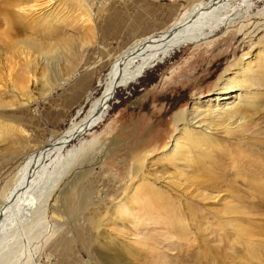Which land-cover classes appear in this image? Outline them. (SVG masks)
Here are the masks:
<instances>
[{
    "label": "rangeland",
    "instance_id": "374dc122",
    "mask_svg": "<svg viewBox=\"0 0 264 264\" xmlns=\"http://www.w3.org/2000/svg\"><path fill=\"white\" fill-rule=\"evenodd\" d=\"M5 1L0 0L1 9ZM194 1L25 0L14 4L17 0H10L15 5L11 6L13 9L10 7L13 12L17 7L28 10L37 5L35 12L26 16L28 21L46 18L56 32L50 38L45 37L47 32L41 28L31 26L14 32L15 17L6 20L14 22L9 26L0 15V181L9 177L25 149L44 143L84 113L89 102L100 94L115 56L134 40L166 30ZM259 11L264 12V0H252L247 30L239 31L238 23L228 30L218 28L214 32L216 36L180 48L134 83L116 89L103 121L91 130V135L84 136L85 140H93L85 158L93 159L96 164L68 188L61 203L54 202L58 191L52 192L46 217L37 219L29 233L32 240L26 251L32 248L31 252L21 253L16 259L19 246L11 245V253L0 264H199L202 257L208 258L202 260L203 264H212L213 258L217 264H264V249L259 251L260 255L256 254L257 260L250 259L251 251L256 252L260 249L258 245L264 243V164H249L251 178L256 176L253 179L249 176L247 183L242 176L240 180L241 173L224 178V183L230 182L229 190L235 196L226 191L228 185L224 183L217 187L219 191L217 188L197 191L209 196L211 201L212 198L220 200L215 205L201 203L199 210L203 213L208 208L221 210L228 202L244 213L250 209L246 212L250 214V221L241 224L249 239L250 227L253 229L252 246L250 242L243 244L237 236H232L229 242L219 240L224 235L218 226L212 225L215 222L209 214H205L201 240L197 237L199 230L190 229L188 236L180 229L174 231L152 221L145 222V214L141 216V225L133 227L113 211L140 186L154 184L160 171V164H155V160L170 147V136L178 127L172 119L175 112L185 111L193 100L212 92L220 74H226L225 69L237 60L257 69L255 55L264 51V17L254 16ZM82 16L88 17V21H82ZM31 60L38 68L34 73L38 82L31 79L28 88L17 90L20 86L15 79L17 68ZM261 60L264 62V55ZM45 64L49 69L54 66L59 69L62 80L57 85L49 86L52 76L48 70L41 69ZM228 72L235 73L236 69ZM260 73L256 77L260 83L250 93L256 96L253 103L263 107L264 73ZM263 108L261 112L250 110L251 121L240 134L254 131V135L264 140ZM235 148L242 155L256 151L264 156V145L249 147V152L243 150L242 144ZM253 159L260 161L257 155ZM135 166L143 169L146 181L139 174L134 176ZM168 180L163 178L152 186L160 187L171 199L179 201V194L166 184ZM188 191L193 192L191 188ZM250 196L263 200L253 201ZM133 205L135 208L137 204ZM151 217L157 222L156 214ZM177 242L184 245L179 248ZM214 250H219L218 259L211 252Z\"/></svg>",
    "mask_w": 264,
    "mask_h": 264
},
{
    "label": "bare ground",
    "instance_id": "6f19581e",
    "mask_svg": "<svg viewBox=\"0 0 264 264\" xmlns=\"http://www.w3.org/2000/svg\"><path fill=\"white\" fill-rule=\"evenodd\" d=\"M23 1L25 0H17V3L14 4H20ZM251 1L239 0L238 3H235L236 0H195L166 30L134 40L115 56L101 84L100 94L89 102L84 113L62 131L49 137L44 143L25 149L26 151L20 156L18 164L12 169L9 177L3 182L0 181V263L5 256L11 253V245L19 246V256H16V259H19L21 253L26 252L28 255V252H31L32 248L26 251L32 240L29 233L33 224L38 222L37 219L41 220L42 216L46 215L52 192L58 191L54 202L61 203L63 197L68 194V188L77 183L76 181L84 175L88 168L96 164L93 159L89 161L85 158L93 145V140H85L84 136L91 135V130L103 121L108 110V103L115 90L134 83L148 69L162 64L180 48L198 44L216 36L218 28L228 30L238 23L239 31H245V28L247 30L250 23ZM256 1L261 2L262 0ZM14 4L12 5L10 0H6L3 8H0L2 10L0 12L1 20L6 21L12 16L17 20V22L15 21L16 25H13L14 28H12L14 32L24 31L25 28L31 26V28H41L44 33L47 32L45 34L47 38L55 34L54 25L49 23L46 18H44L46 20L42 18V21H28L26 16L30 12H35L33 10L38 7L37 5L28 7V10L26 7V9L17 7L16 12H13L10 7L15 6ZM256 15H254L255 18L264 17V12L259 11ZM81 20L88 21V17L82 16ZM6 23L9 25L14 22L9 20ZM263 55V50L258 51L255 55L256 62L259 63L255 67L256 70H253L250 63H242L241 59L237 60L226 68V71L224 70L227 75L229 74L228 76L224 73L220 74L212 92L193 100L185 111L175 112L172 115L174 125L178 126L176 135L170 136L172 142L170 147L155 160V164H160V171L153 183L158 184L156 181L168 178L169 180L166 182L168 187L173 188L179 194L180 200L185 201L180 203V200L171 199L169 194L162 192L164 190H161L160 187L148 183L151 185H142L138 189H134L132 195L124 197L125 199L113 211L120 213L123 220L132 224L133 227L141 225V216L145 214L143 215L147 217L145 222L152 221L153 224L161 225L169 230L180 229L183 234L188 236L190 229L199 230L200 234L197 233L199 234L197 237L201 240L204 239L203 230L205 231V229L202 226L205 223L204 219L207 218L205 214H209L212 216L210 219L215 222L212 225L218 226L224 235L219 240L229 242L228 240L232 236H237L243 244L250 242V246H252L254 231L250 227L249 239L246 236L247 230H244V226L241 224L250 221V214H246V212H250V209L244 213L236 209L235 204L228 202L221 210L213 208V211L208 208L206 213H203L199 210L203 206L200 205L201 203H214L215 205L220 200L212 198L211 201L209 196L197 191L201 189L217 190V187L227 179L226 176L238 173L242 174L239 176H242L244 182L247 183V180L249 181L251 178L249 164H264V156L256 151L242 155V152L239 153L235 150V146L238 144H242L243 150L248 152L250 151L249 147L264 145V140L260 136L254 135V131L249 134H240L244 130L242 128L249 125L247 123L251 121L250 110L255 109L257 112H261L260 110L264 107L254 104L253 99L256 96L250 93V90L260 83L256 80L258 72L264 73V62L261 60ZM231 68H235L236 72L230 74L228 71ZM35 69L38 68L32 60L26 62L24 66L20 65L15 78L16 83L20 86L15 87V81H12L14 88L17 90L28 88L29 81L36 80ZM41 69L44 72L48 70L49 75L53 77L50 79V87L54 84L57 85L62 80L60 71L55 66L49 69L45 64ZM42 75L47 76L46 73ZM233 140H236L237 143H233ZM74 142L76 144H73ZM256 155L260 161L253 159V156ZM238 157L239 159H237ZM221 160L225 162L219 163ZM133 172L136 177L139 174L142 181L147 180L140 167L135 166ZM253 173L255 174V172ZM226 185H228L226 191L233 194L234 192L229 190L230 182ZM252 187L254 188L255 185ZM190 188L193 192L188 191ZM253 190L255 191V189ZM233 195L235 196V194ZM234 196L232 197L234 198ZM251 198L252 200H263L264 197ZM133 204H137L136 209ZM143 204L148 209H144ZM254 204L252 203L251 206ZM185 208L187 209L186 213ZM153 213L157 216V218L155 217L157 222L152 220ZM237 213L239 216L234 217L233 215ZM159 218L162 219L158 221ZM177 237L175 238L178 240ZM176 244L179 248L184 245L178 242ZM258 246L260 249L257 248L256 252L250 250L251 260H257L256 254L260 255L264 249V243ZM259 251H261L260 254ZM211 252L218 259L219 250ZM204 259L202 257L198 263L203 264ZM212 264H217L214 258Z\"/></svg>",
    "mask_w": 264,
    "mask_h": 264
},
{
    "label": "built area",
    "instance_id": "2783aa9c",
    "mask_svg": "<svg viewBox=\"0 0 264 264\" xmlns=\"http://www.w3.org/2000/svg\"><path fill=\"white\" fill-rule=\"evenodd\" d=\"M106 1H110V0H103V2H106ZM103 2H101V3H103Z\"/></svg>",
    "mask_w": 264,
    "mask_h": 264
}]
</instances>
